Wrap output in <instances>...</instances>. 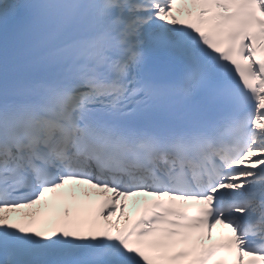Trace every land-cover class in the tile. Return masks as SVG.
<instances>
[{"label":"snow or ice","instance_id":"1","mask_svg":"<svg viewBox=\"0 0 264 264\" xmlns=\"http://www.w3.org/2000/svg\"><path fill=\"white\" fill-rule=\"evenodd\" d=\"M0 264H264V0H0Z\"/></svg>","mask_w":264,"mask_h":264}]
</instances>
